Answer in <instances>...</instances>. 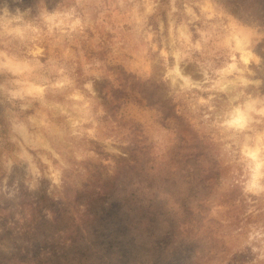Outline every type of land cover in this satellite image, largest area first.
I'll use <instances>...</instances> for the list:
<instances>
[{"label":"rangeland","instance_id":"1","mask_svg":"<svg viewBox=\"0 0 264 264\" xmlns=\"http://www.w3.org/2000/svg\"><path fill=\"white\" fill-rule=\"evenodd\" d=\"M0 264H264V0H0Z\"/></svg>","mask_w":264,"mask_h":264}]
</instances>
